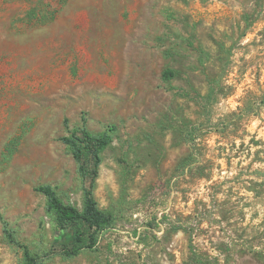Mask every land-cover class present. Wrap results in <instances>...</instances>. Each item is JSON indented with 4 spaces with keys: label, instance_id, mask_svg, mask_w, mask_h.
<instances>
[{
    "label": "rangeland",
    "instance_id": "1",
    "mask_svg": "<svg viewBox=\"0 0 264 264\" xmlns=\"http://www.w3.org/2000/svg\"><path fill=\"white\" fill-rule=\"evenodd\" d=\"M175 76L164 78L166 69ZM115 126L94 250L42 264H264V0H0V264L55 242L52 185H89L61 140Z\"/></svg>",
    "mask_w": 264,
    "mask_h": 264
},
{
    "label": "trees",
    "instance_id": "2",
    "mask_svg": "<svg viewBox=\"0 0 264 264\" xmlns=\"http://www.w3.org/2000/svg\"><path fill=\"white\" fill-rule=\"evenodd\" d=\"M169 80L175 76V71L168 68L163 73ZM115 126L103 132H94L85 125L69 131L61 140L67 145L78 164V172L89 183L83 189V206L65 202L50 184H40L36 191L46 197V210L55 221V242L43 252H35L27 244L17 239L14 232L4 226L8 240L23 250V259L19 264H42L46 259L55 256L73 258L84 251L96 249L101 235L113 227L115 216L102 209L94 193L95 181L100 174L103 152L113 141ZM192 261L195 264H216L204 259L201 254L193 252Z\"/></svg>",
    "mask_w": 264,
    "mask_h": 264
}]
</instances>
